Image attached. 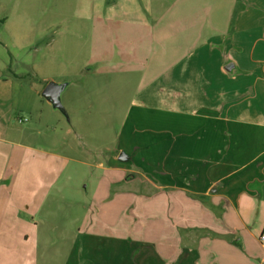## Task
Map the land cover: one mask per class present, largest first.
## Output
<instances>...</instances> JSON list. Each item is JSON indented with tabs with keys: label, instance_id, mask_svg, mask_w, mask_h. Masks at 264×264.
<instances>
[{
	"label": "crops",
	"instance_id": "0c3cea01",
	"mask_svg": "<svg viewBox=\"0 0 264 264\" xmlns=\"http://www.w3.org/2000/svg\"><path fill=\"white\" fill-rule=\"evenodd\" d=\"M142 1L99 0L95 73L145 80L131 127L147 135L126 150L156 190L137 196L161 197L148 219L163 226L135 231L134 216L132 234L79 233L65 264H264V0ZM117 20L108 44L107 22ZM7 164L0 191L22 181ZM1 202L0 234L11 193Z\"/></svg>",
	"mask_w": 264,
	"mask_h": 264
},
{
	"label": "rangeland",
	"instance_id": "374dc122",
	"mask_svg": "<svg viewBox=\"0 0 264 264\" xmlns=\"http://www.w3.org/2000/svg\"><path fill=\"white\" fill-rule=\"evenodd\" d=\"M109 1L108 7L117 2ZM99 6V0H0V138L9 142H0V175L7 163L11 175L22 174L16 188L0 191V206L7 192L14 200L1 223L0 247L9 250L0 252V264H65L79 233L141 232L161 210V197L152 203L137 196L151 198L156 190L126 150L147 135L148 126L131 127L132 99L145 80L95 73L104 25ZM115 22H107L108 44L119 31ZM49 82L65 86L66 114L42 96ZM134 216L140 221L130 230ZM153 225L161 230L162 220Z\"/></svg>",
	"mask_w": 264,
	"mask_h": 264
},
{
	"label": "water",
	"instance_id": "95a60500",
	"mask_svg": "<svg viewBox=\"0 0 264 264\" xmlns=\"http://www.w3.org/2000/svg\"><path fill=\"white\" fill-rule=\"evenodd\" d=\"M233 64H228L226 66V70L230 71L233 68ZM65 89V86L62 84H58L55 82H49L43 92L42 96L47 99L48 102H50L54 108L61 110L64 114H66L65 108L62 105L61 102V94L63 90Z\"/></svg>",
	"mask_w": 264,
	"mask_h": 264
},
{
	"label": "built area",
	"instance_id": "2783aa9c",
	"mask_svg": "<svg viewBox=\"0 0 264 264\" xmlns=\"http://www.w3.org/2000/svg\"><path fill=\"white\" fill-rule=\"evenodd\" d=\"M25 121H27V120H25V119H24V120H23V119H19V123H24ZM259 240H260V243H261L262 245H264V230H263V232L261 233Z\"/></svg>",
	"mask_w": 264,
	"mask_h": 264
},
{
	"label": "trees",
	"instance_id": "16d2710c",
	"mask_svg": "<svg viewBox=\"0 0 264 264\" xmlns=\"http://www.w3.org/2000/svg\"><path fill=\"white\" fill-rule=\"evenodd\" d=\"M110 3H114V2H116V0H111V1H109ZM4 22L3 21H0V26L3 24Z\"/></svg>",
	"mask_w": 264,
	"mask_h": 264
}]
</instances>
